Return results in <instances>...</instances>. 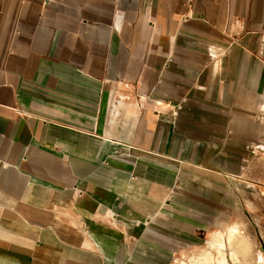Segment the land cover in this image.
<instances>
[{"label":"crops","instance_id":"crops-1","mask_svg":"<svg viewBox=\"0 0 264 264\" xmlns=\"http://www.w3.org/2000/svg\"><path fill=\"white\" fill-rule=\"evenodd\" d=\"M246 204L264 0H0V264H166Z\"/></svg>","mask_w":264,"mask_h":264},{"label":"rangeland","instance_id":"rangeland-1","mask_svg":"<svg viewBox=\"0 0 264 264\" xmlns=\"http://www.w3.org/2000/svg\"><path fill=\"white\" fill-rule=\"evenodd\" d=\"M252 218H257L254 216L252 217V205L248 206L246 204L241 207L239 215L226 218L224 224H222L217 231L212 233L215 234L224 231L227 225L231 224L232 221H239L247 228V232L238 233L234 239L228 240V234L230 232H227L221 238L224 242V247L222 248L225 261L224 264H256L259 256L261 258L260 264H264V232L258 231V228L264 226V221L260 223L254 221L257 223L252 224ZM215 240H211L208 243H206V241L201 247L179 251L175 256L171 257L166 264H206L204 261L206 255H208L209 264H217L216 262H218L221 257Z\"/></svg>","mask_w":264,"mask_h":264},{"label":"bare ground","instance_id":"bare-ground-1","mask_svg":"<svg viewBox=\"0 0 264 264\" xmlns=\"http://www.w3.org/2000/svg\"><path fill=\"white\" fill-rule=\"evenodd\" d=\"M215 235V234H214ZM217 235V234H216ZM236 232L235 231H230V233L228 234V240H231V239H234L235 237H236ZM215 238H217V237H215ZM222 238V237H221ZM215 243H216V246H217V248H218V251L220 252V257H221V259L218 261V262H216L217 264H224L225 263V261H224V257H223V252H222V248L224 247V242L221 240V239H216L215 240ZM227 243V242H226ZM231 250V249H230ZM226 256V255H225ZM226 258V257H225ZM208 258H207V261L206 260H204L205 261V263L206 264H209L208 263ZM249 262V261H248ZM228 263V262H227Z\"/></svg>","mask_w":264,"mask_h":264}]
</instances>
